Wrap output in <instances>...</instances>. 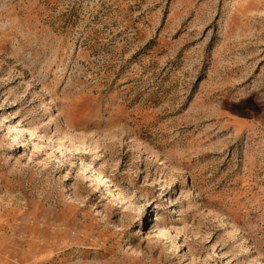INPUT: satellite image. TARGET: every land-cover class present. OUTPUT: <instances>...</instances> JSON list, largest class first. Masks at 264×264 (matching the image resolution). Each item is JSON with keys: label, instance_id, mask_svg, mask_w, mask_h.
I'll return each mask as SVG.
<instances>
[{"label": "rangeland", "instance_id": "obj_1", "mask_svg": "<svg viewBox=\"0 0 264 264\" xmlns=\"http://www.w3.org/2000/svg\"><path fill=\"white\" fill-rule=\"evenodd\" d=\"M0 264H264V0H0Z\"/></svg>", "mask_w": 264, "mask_h": 264}, {"label": "bare ground", "instance_id": "obj_2", "mask_svg": "<svg viewBox=\"0 0 264 264\" xmlns=\"http://www.w3.org/2000/svg\"><path fill=\"white\" fill-rule=\"evenodd\" d=\"M97 181H104L103 176L100 173H97V177H96ZM99 183V182H98ZM103 184V183H102Z\"/></svg>", "mask_w": 264, "mask_h": 264}]
</instances>
